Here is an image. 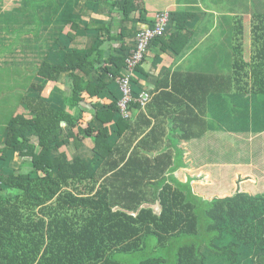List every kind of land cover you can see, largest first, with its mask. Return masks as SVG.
<instances>
[{
	"label": "trees",
	"instance_id": "16d2710c",
	"mask_svg": "<svg viewBox=\"0 0 264 264\" xmlns=\"http://www.w3.org/2000/svg\"><path fill=\"white\" fill-rule=\"evenodd\" d=\"M48 3L54 11L62 7L54 0H31L29 6ZM65 3L64 44L58 36L31 69V82L23 74L15 86L18 70L0 64V94L8 98L0 115L9 116L0 124V264H123L116 258L121 254L136 256L134 264H264V193L250 191L248 176L231 172L224 186L214 161L185 181L173 175L179 143L197 140L217 124L208 127L206 119L210 94L264 99V0L233 2L251 12L253 53H243L244 16L235 15L229 73L165 72L172 81H189L167 111L172 127L158 128L160 116L152 115L155 123L146 130V118L137 131L131 128L137 104H130L125 119L117 102L125 59L143 28L136 22L146 19L142 0ZM168 12L163 35L150 44L176 58L188 42L183 30L190 14ZM47 17L38 11L35 27ZM146 23L152 26L153 19ZM79 34L90 37L82 49L74 46ZM11 49V43L0 46V56ZM144 57L131 72L133 94L147 75L140 67ZM253 111L252 117L238 115L239 127L231 130H248L254 117L264 120Z\"/></svg>",
	"mask_w": 264,
	"mask_h": 264
},
{
	"label": "crops",
	"instance_id": "0c3cea01",
	"mask_svg": "<svg viewBox=\"0 0 264 264\" xmlns=\"http://www.w3.org/2000/svg\"><path fill=\"white\" fill-rule=\"evenodd\" d=\"M152 1L153 0H142L143 6L146 9L145 15L143 17L146 19L145 21H137L135 26L141 28L147 25L146 21L152 20L153 18L151 14H155L162 9L168 8L169 11L185 10L190 14L188 21L189 25H187L183 30V32L185 31V35H183V37H187L188 42L184 44L179 56L176 58L169 57L164 53H160L161 47L159 45L150 44L144 60L140 65L141 69L146 72L147 75L141 76V85L139 87H133V90H135L136 93L142 90L149 92L152 100H150L149 103V110L146 108H138L133 110V115H135V117L131 120L133 122L131 128L135 129L136 131L140 129V126H142L146 118L151 120L150 126L146 127V130H148L152 124L155 123V119L151 117L152 115L160 116L157 119L158 128H161L162 126L165 128L172 127L170 123L168 124L169 119H167V111H169L171 107H174V101L179 96H181V91L186 92L188 90L187 83H189V81L186 80L187 82H185L181 78H177L178 80L172 81L171 75L165 74V72L169 71V73H171L173 70H175L185 73H229L233 59V53L230 45V32L235 25V20L233 17L235 15L242 14L244 16V30L246 31V28L248 27L247 17H249V14H247L244 10L242 11L243 8L240 9L239 6H236V4L233 3L235 0H154L156 5H153ZM106 13L107 10H105V14ZM113 15L118 18L117 13H114ZM105 18L107 19V17ZM61 29L62 28L58 29V31ZM245 31L241 39V45L243 43V39L246 36ZM76 41L77 43L74 44V46L84 48L85 44L90 42V37L79 34V40ZM134 46L132 44L130 51L133 50ZM35 55H38V53ZM45 55L46 53L44 56ZM36 64L37 62H34L29 70H23V74L32 78L31 74L29 73ZM18 70L19 76L22 77L23 74L20 73L22 69ZM234 98L239 100L238 103L240 105L249 106V100L241 101V96L237 94H227L226 98L222 97L221 94L209 95L206 107V119L209 124L208 127L214 125L215 121L218 124L222 121V119H226L230 116V100ZM257 102H255V104L253 102L251 103L252 108L254 110H259L258 112L263 111L262 114H264V108H261L264 102L259 100H257ZM84 105L86 104L84 103ZM238 115L240 114L238 113ZM232 121H237V118H234ZM224 125H227V120L224 121ZM109 126H111V123H109ZM247 126L249 128L253 127L249 125ZM213 128L214 127H209L208 129L210 130L206 131L199 139H197L198 141L189 140L181 141L179 143L182 151H180L181 155L177 160L178 168L173 171V175L179 181H185L187 180L188 176L197 175L194 173L196 170H199L202 165L204 166L209 164L208 161H201V146L199 147L198 143L205 134L206 137L203 139L204 141L208 136L211 137L214 132ZM256 131H259V129ZM255 132H252V134ZM164 143H166V140ZM91 146V141L85 142V145L81 148V151L84 153H89ZM175 153L177 152L173 151V154ZM88 156H90V154H87V157ZM114 157L118 158L119 156ZM110 159L111 158H109V161ZM174 162L176 163L175 158ZM242 167L243 171H238L237 173L249 177L250 191L264 193V178H262V180H258L259 171H256L253 164L249 161L245 162Z\"/></svg>",
	"mask_w": 264,
	"mask_h": 264
},
{
	"label": "rangeland",
	"instance_id": "374dc122",
	"mask_svg": "<svg viewBox=\"0 0 264 264\" xmlns=\"http://www.w3.org/2000/svg\"><path fill=\"white\" fill-rule=\"evenodd\" d=\"M30 1L31 0L0 1V17H2L0 20V37L2 38L0 40V46H8L10 43L12 44L11 51H5L3 52V56H0L1 65L11 66L16 68L17 70L22 69V71L20 72L22 74L24 73L23 70H29L34 62H37V66L41 64L43 58H45L44 54L48 51L51 46L54 45V41L57 40L58 36L61 45L64 44V40L60 36H62L61 32L65 33L67 31H58V29H63V27L67 25L69 26V23L66 24V14H61L62 10H64L63 12L68 11L67 9H65V1L67 0H54L56 4L62 6L59 11L52 10L50 3H48V6H44L43 8L41 6H38L36 10L31 9V7L29 6ZM152 4L156 5V2L153 0ZM66 8L68 7L66 6ZM164 10L169 11L168 8L162 9L161 11ZM38 11L39 13L42 12L43 15H47L48 17L46 19H49L50 21L42 19V17L40 19V24L37 29L34 25V22L36 13ZM246 13L249 14V17H247L248 27L246 28V36L243 39L241 48L243 50V53L252 54L254 46L251 44V12ZM156 14L157 12L155 14H151L153 18L151 16L150 17L152 19H155ZM188 21L186 26L189 25ZM7 24H9V29H3V27L7 26ZM20 26H23V33L21 31L18 32V30H16L20 29ZM80 30L81 28H79V31ZM19 34L21 35L18 38ZM73 39L79 40V35H76L75 37H73ZM1 42H4V44H2ZM36 53H38V55H35ZM29 74H31L33 78V73L30 72ZM32 78H30V82L32 81ZM14 79H17L19 81H13V84L18 87L22 78L21 76H16V78ZM57 86L59 89L64 88L61 83H58ZM0 95V106H3L5 100L8 98H5L3 96V93H1ZM244 95L245 98H249V106L240 105L238 103L237 98L231 99L229 105V109L231 110V112L229 113L230 116L226 119H222L221 122L214 126L213 135L211 137L208 136L206 138V140L209 139L208 141L203 140L206 137L205 134L201 138V141L198 143L199 147L201 146V161H214L215 165L218 163V180L220 181V184L224 186L228 185L230 173L233 172V174H236L238 171L242 172V166L247 161L253 164L254 169L256 171H259L258 180H262V178H264V120L259 119L258 121V118L255 119V117L251 120L250 126H254V128L256 127L255 129H259V131H256L253 134L250 128H248V130L246 131L228 130L239 127L237 126L239 124L238 120L235 122L232 121L234 118L238 117V113H250L249 116L251 117L255 115L253 109L250 108L252 102L254 104L255 102H257V100L264 102V99H261V97L258 95H254V99H251L250 94L244 93ZM10 107L16 110L15 104L11 105ZM261 108H264V104ZM262 113L263 111H260L257 113V115ZM8 119L9 116L5 118L4 115H0V124L5 123L6 121H8ZM225 120H227V125H224ZM247 125H249V123ZM18 160L20 159L18 158ZM228 166L230 169H228V172L225 175L224 171ZM230 186L234 187L233 184H230ZM81 187V185H77V190L80 191ZM134 257L136 256L132 254H121L116 256V258H118L123 264H134V262L137 260Z\"/></svg>",
	"mask_w": 264,
	"mask_h": 264
},
{
	"label": "built area",
	"instance_id": "2783aa9c",
	"mask_svg": "<svg viewBox=\"0 0 264 264\" xmlns=\"http://www.w3.org/2000/svg\"><path fill=\"white\" fill-rule=\"evenodd\" d=\"M169 19L168 11L157 12L155 19H153L152 26H145L136 34V45L131 50V55L126 57V74L118 81L121 96L117 102L119 114L122 118L129 117V106L131 103L137 104L138 108L144 109L151 99L149 92L142 90L133 94L129 79L132 70L141 62L146 55L150 42L161 35H163Z\"/></svg>",
	"mask_w": 264,
	"mask_h": 264
},
{
	"label": "bare ground",
	"instance_id": "6f19581e",
	"mask_svg": "<svg viewBox=\"0 0 264 264\" xmlns=\"http://www.w3.org/2000/svg\"><path fill=\"white\" fill-rule=\"evenodd\" d=\"M244 23V22H243ZM258 33V32H257ZM236 38V37H235ZM237 39V38H236ZM252 51V50H251ZM224 75V74H223ZM154 95V94H153ZM137 161V160H136Z\"/></svg>",
	"mask_w": 264,
	"mask_h": 264
},
{
	"label": "clouds",
	"instance_id": "9594fccd",
	"mask_svg": "<svg viewBox=\"0 0 264 264\" xmlns=\"http://www.w3.org/2000/svg\"><path fill=\"white\" fill-rule=\"evenodd\" d=\"M143 27H145V26H143ZM151 100V99H150ZM149 103V102H148Z\"/></svg>",
	"mask_w": 264,
	"mask_h": 264
}]
</instances>
